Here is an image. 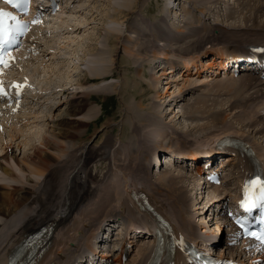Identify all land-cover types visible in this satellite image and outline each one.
<instances>
[{"label": "bare ground", "instance_id": "bare-ground-1", "mask_svg": "<svg viewBox=\"0 0 264 264\" xmlns=\"http://www.w3.org/2000/svg\"><path fill=\"white\" fill-rule=\"evenodd\" d=\"M86 1V4H88L87 7L84 5L80 6L79 10L72 12L68 15L67 18H59L60 24L62 26H66V36L62 32L59 33V36H63L64 41L67 44L71 42L74 44L77 43V40H79L78 35L82 30V27L91 25L92 22H94V20L96 19L95 17H97L98 13L100 12L99 7L104 5L103 3H107V7L112 9V13L106 15L103 18V24L106 23V26L105 28H102V31L104 33V39L102 42H98L99 48L95 49L94 52H83V54L78 59L79 62L81 61V64L83 66L82 68L85 71V74L81 81H78L74 84L71 83L69 85V87H76H73L71 97L68 99V101H61L62 104L65 106L64 112L61 113L62 111L60 110L55 117H53V115L50 117L48 128L43 131L40 139H37L38 141L36 140V135V137L32 139V130L39 125L37 119H35L36 117L34 116L36 111L34 113L31 111L27 113V116H32V121H35L37 124L35 125V127L33 126L34 128L32 130H30L32 127L17 128L12 126L10 129H8L7 137H9V139L6 138L2 139L1 141V146H5L7 148V152L0 158V182H5L3 184H0V249L3 247L0 250L3 253L2 257H0V264H7L8 257L13 253L15 247L18 246L22 239L25 238L30 232H33L34 229H37L43 225L53 226V224L65 223V221L69 220L71 213L77 208V206L87 198V195H90L88 193L90 191V188L92 187L88 185V181L90 180L93 182L97 178L92 175L85 177L86 171L83 173L82 170H87L88 168H90L91 165H96L99 161H102L104 163L105 161H107L109 155V147L111 145L112 139L110 137V134L105 132L107 129H109L110 126H112V124H114L113 121H107L103 123V125H101L100 127L96 128L95 123H97L99 119L101 107L98 104L93 103L94 101L92 100V97L97 95H107L112 91L113 93H117L116 89L118 84L113 85V87L109 86L111 87V89H109V87H107V85L103 83V81L104 79H107V73L112 71L115 67L114 61L116 60L118 49L117 46L121 39L124 37V27H126L127 30L130 32V34L125 36L127 44L122 45L123 52H125L123 57L125 56L128 61L134 59V57L138 55L136 54L135 56V51H146V48L149 47L148 44L153 47L159 42L157 40L158 35L156 33H144L142 26L138 25L139 18H134L131 21L129 20L128 23H126L128 21V15L134 12V9L137 8V4L140 0ZM218 1L222 3V0ZM242 4V10L237 12L236 18L234 17L235 15H232V12L230 11V14L228 13L227 15L229 20H240L239 23H237V26H229L230 30L232 31L224 29V27L227 26L221 25L218 21L214 20L215 22H213L214 24H216L217 27H221L220 38L225 39L230 38V36H232L234 37V41L236 40L235 42L224 40V44L236 43L239 45H247L250 43V45H253L257 42L248 41V39L251 38L253 35L255 36L256 40H264V0H243ZM179 5V3L176 4V0H166V8L164 9L170 10L169 16L171 18H178L181 15L180 13H178L179 10L181 11ZM239 5L241 6V3ZM191 8L195 10L196 7L193 6ZM244 9L247 10L246 14H243ZM198 10L200 11V9ZM248 13H251V15ZM75 16L79 20H74L73 18ZM214 19L216 18L214 17ZM181 21L185 22L184 25H182L181 23L180 26H177L178 29H176L175 26V30L182 35V33H187L185 29H189V27L185 28V24H192V21H185L184 19ZM157 22L159 23V21ZM171 24L174 25V23ZM168 25H170V23ZM67 29H72V31H68ZM158 30L161 31L163 35L162 37H164V39L168 38V33L167 31H165L164 28H159ZM257 30H261L263 32L255 33ZM200 33L201 35H196L194 32H188V36H190V38L187 41L184 40V42H189L191 43V45H194L195 51H191V53H197V49L203 48L205 44L210 43L212 40V34H206L207 32L205 33V31ZM167 41L169 42V40ZM175 44H177V42ZM215 45H219V43H215ZM57 46L58 53L57 50L55 53L52 52L51 58L48 59L52 62L56 61V56L60 52L59 49H65V45L59 44L56 45L55 48H57ZM60 46L61 48H59ZM170 48L171 47L164 49L162 48L160 54H156V52L153 51L152 61L155 62H153L154 65L152 66V69H150L149 79L145 78L146 80H148L147 89L154 90V103L149 106L152 109L149 111L147 109L149 107H145L142 102H137L136 105L128 106L129 108H127L125 112V117L128 120V123L124 124V126L122 124L124 133L125 131H128L127 135H129L130 133L129 141L125 143L124 147L126 148V152L123 151L124 148H121L122 150H120L123 151L125 154L124 156L119 157V154H121L122 152L116 151L115 149L118 156L116 155L115 157H113V164L111 163V161H107L108 163L110 162L109 164H111V167H108V163L107 165L104 164L103 168L106 169V173L114 165V167L112 168V170L114 171V175L112 174L113 178L110 181L111 183H109V185H111L108 188L105 187V190H101V192L104 191L103 193H105L106 191V193L109 192L112 193V195L114 193L115 197L110 198L109 196V198H116L117 208H120V206H122V210L127 211L128 208L127 206H125V203L123 201L119 203L123 191H119L121 185L119 186L120 175L118 173L123 171V175L125 173V175L132 173L136 174V176L140 174L141 176L143 175V177L146 176L147 181L151 178L152 182L154 181V186H152L154 188H152V192L156 191L154 193L155 195L159 194L162 196L160 202L158 203L164 208H168L170 213L173 212L172 214L176 216V218H174L175 222L179 224V227H182L185 232H189L191 234V238L194 239L195 242L205 241L210 242V244H215L216 242L222 241V239L224 238V233L231 232V227L229 228L228 221L225 217H220L216 214V222L214 223V228L207 230L203 229L204 225H206V220H204V218L202 219V217L205 212L210 211H212L214 216V212H216L215 208L217 207V205L215 206V200H218L217 202L219 205L221 203L224 204V202H226V199L231 194V191L227 189L228 193L226 195H221L217 197L218 195H216L215 192L220 189L215 188L217 190H215L214 193L210 194V191H207L206 189L205 182L202 183V181H200L199 183H195L194 178L189 173H187V171L182 173L178 170V172L176 170H173L176 172H171L167 168L164 171H161L160 173V169L157 171V169H154V167L159 162H161L162 164L160 156L161 152L164 155L163 161H168V164L171 166L176 165V162H174L173 164L169 162L172 157L174 158V160L175 158H177L183 160L187 159L197 161L199 157L203 154H224V151H221L217 147L219 140L223 137H226L224 133H222V135L225 136H218L216 137L217 140L215 142H210V144L213 143V145H215L214 148L211 146L210 148H207L204 147V145H199V147L197 148L196 146H193L194 144H192L190 140L191 138H194L199 134H205L208 131L210 133L213 130L214 126L217 127L221 125L219 126L220 128H226V122L228 120V117L225 116L226 114H224V109L217 110V106V109L214 110V108L212 111H207L199 107L197 108L194 105V102H196V98L194 100H191V98H194L193 95V97L191 96L188 99L187 104H185V106L180 105V101L183 100V97H185V95L192 94V92L196 90L195 87L197 85H203L211 79L206 78L203 80L201 78L202 82L201 80L197 79L196 81L193 78H187V76L179 74V72H174V70L178 69L182 70L183 72H191L195 70L194 73H197L203 71L208 67L210 70L209 73L215 72L213 68L216 65V61L219 59H216V56L218 54L225 55L227 53L217 52L209 57L204 56L198 61L199 67H197L195 62L190 59H182V63L181 61L178 63H170L168 69L163 71L165 65H163L162 61L169 60L168 57H170L169 55L171 52ZM51 49H53V46ZM36 51L37 50L32 51L31 53H35ZM208 52L210 51H208L207 49H203L201 53L202 55H206V53ZM63 54L66 55V52H64ZM46 56L48 55L44 52V55H42V57H40L38 60L36 58L30 59L34 58L33 56H30V58H23L25 59V65H21V67L23 69L24 66H33L35 62L38 61L39 62L37 64L42 65L43 57ZM198 57L199 56H197V58ZM61 65L62 67H64L63 63H61ZM80 65H78L77 68L80 67ZM52 68L53 66L51 68H48L47 66L43 69H45L46 71H52ZM58 69H60L59 65ZM141 71V67L135 70L137 80L144 79L141 75ZM167 71L168 73H166ZM31 72L33 71L31 70ZM244 74L245 73H240V75L237 77H240L239 79H241L240 81L242 82V85L244 87V90H242L238 96V100L241 101L239 108L242 105V108L244 110H241L242 112L238 110L239 112L235 113L234 116H236V120L241 124V129L247 128L248 130H252V133H254L255 135L262 134L263 138L261 139H264V121L259 118L260 116L257 115V112L253 113L252 111V115H248L249 110H252L254 107L256 108L260 105L263 106L264 84H262V80L258 78L256 74L253 76L251 73L247 76H244ZM169 75L171 79H166L169 77ZM174 75L176 76L172 77ZM180 76L182 78V82L181 84H178L177 81H180ZM227 76L221 77V80H226L225 78ZM68 83H70V81H68ZM124 85H126V82L123 83V86ZM177 85L180 86L176 88L175 86ZM171 87H174V89H172V91H169ZM121 90L122 92H125L124 89ZM161 90L162 92H160ZM135 93H137V91ZM41 96V98L44 97V95ZM190 100L191 102H189ZM171 102L175 103L176 106L172 107L173 105H171ZM59 105H61L60 102H53L49 110L51 111L52 109H54V107H56L55 109H57ZM208 107L210 108V106ZM172 109H174L175 111H173V114L170 115L169 113L170 111H172ZM253 110L255 111L256 109ZM167 111H169L168 114L166 113ZM245 112L247 113L245 114ZM37 114H39V110ZM183 116L189 117V124H187V120L186 123L183 125V122L181 120ZM92 124L95 126V128L90 134L87 135L85 130ZM102 127L104 129L100 130ZM25 130H27V132L24 135L25 140L23 144L26 145L28 140L30 141V144L26 147L23 156L18 157L13 154H10L8 150L11 145L15 143L16 135L18 133H23V131ZM100 131V134L102 136L94 141ZM5 134L6 131L3 135ZM152 134L154 135L152 136ZM238 134L240 137L245 138L244 140L246 143H249L251 146H253L254 144L257 146L258 142L254 140V137L246 133L245 130ZM103 135H105V138H103ZM170 135L178 138V141L180 142L179 147H170V149L167 150L164 149L162 146L161 148H159L157 145L155 146L156 143L154 145L151 144L153 142L162 140L164 142V138H167V136ZM77 141H79V144L76 143ZM175 141L178 142L177 140ZM258 145L260 146V144ZM199 148H204L206 149V151L210 152H202L205 150ZM258 150H260L259 147ZM142 153L145 154L143 155ZM144 156L145 158H142ZM228 160L233 159L228 158ZM148 163L149 165L151 164V170L150 166L147 165ZM261 164L264 165V162H261ZM225 167V164H220L221 172L225 171ZM112 170L111 172H113ZM118 170H120V172H118ZM106 173H104L103 176ZM231 173L233 174V176L229 177V179L227 180L235 182L234 185L229 187V189H235L236 184H239L240 182V176L236 171H231ZM130 176L132 177L131 174ZM130 176L127 177L129 178ZM147 181L145 182L148 183ZM126 182H128V180H126ZM150 184L153 185V183L151 182ZM150 184L148 183V188L149 186H151ZM194 190L195 192L198 191V197H194L196 195ZM206 192L209 193L211 197H207L206 201H204V205H202V200L204 199V195ZM100 195L101 193H99L98 196ZM104 197L105 196H103V199H106H102L103 201L99 199L98 201L97 199H95V201H98H96V203L94 202L95 204H93L92 200L93 205L87 202L91 205H89L88 208L83 211V213L80 209L81 206H78V212H76V215L78 214L77 219L82 222V220L85 219L89 214H94L95 211L98 212L102 207V209L104 210L105 204H108V202H110L107 196L105 198ZM232 197L233 202H236L239 199L235 196ZM112 212H110V214H112ZM110 214V217H115V222L121 221V225H124V222L120 220L121 217H119V214ZM143 214L151 220L150 223L152 226L157 224L156 220L151 216L150 213L143 212ZM199 216H201V219ZM93 217L91 216L90 218ZM91 222L92 219H90L89 224ZM115 222H110V224L112 225L109 226L107 224V227L113 228L115 226ZM73 223L76 224V226L80 224L76 223L75 220L73 221ZM148 224L149 223H145V226L147 227ZM83 225L84 227L82 229L79 228V235L76 237L73 236L75 237V241H73L76 242L77 238L78 244L81 243L84 236H86V234L90 231L88 221L84 222ZM73 226L75 228V225H72V227ZM119 226L120 225L116 227L119 228ZM226 226L227 228H225ZM78 227L79 225L76 227V230ZM120 230L121 229H119L117 233H119ZM201 232L204 233L200 234ZM121 240V235H115V237L112 239V241H116L119 243H121ZM224 243L225 241H223V244ZM99 244L100 242L98 241L97 243L95 240V235L91 234L86 238L84 242L85 250H87L88 253L96 251L95 249L99 248ZM153 245V240L149 238L148 242L144 244V247L138 248V255H136L137 258L140 255L141 257L136 264H144L145 261L149 260V262H151L154 259V256L150 255L153 249ZM242 245L245 247L244 242ZM232 246L233 247L231 248L225 245L223 246L222 250H227L225 256L227 255L231 258L234 257L235 253V255H237V257L239 258L242 255L245 256V254H243L241 251L242 246H240L239 243H236ZM212 250L214 251V249ZM217 255L221 254L218 253ZM161 257H165L166 259H168L169 254H163ZM156 259H158V256H156ZM114 261L116 262L115 264H120L118 254L116 255V257H114ZM58 262L65 263V260H59ZM67 264H72V262Z\"/></svg>", "mask_w": 264, "mask_h": 264}, {"label": "rangeland", "instance_id": "rangeland-1", "mask_svg": "<svg viewBox=\"0 0 264 264\" xmlns=\"http://www.w3.org/2000/svg\"><path fill=\"white\" fill-rule=\"evenodd\" d=\"M230 1H231V3H230ZM242 2H243V0H222V3H220L218 0H176V4L179 3L180 9H181V11L180 10L178 11V13L181 14L178 18H171L169 16L170 10L164 9V8H166V0H140L138 2L137 8L134 9V12L130 13L128 15V21L126 23H128L129 20L131 21L134 18H136V19L139 18L138 19V25L142 26L144 33H149V34L150 33L151 34L156 33L158 35L157 40L159 42L157 43V45L155 44L153 47L150 44H148L149 47L146 48L147 49L146 51H144V50L143 51L141 50L138 52L135 51V53H134L135 56H136V54H138V55L136 57H134V59L128 61V59L125 56L123 57L125 52H123L122 45L127 44V42L125 40V36L130 34V32L127 30L126 27H124V29H123L124 37L121 39V41L119 42V44L117 46L118 47L117 55H116V60L114 61L115 67L112 71L107 73L108 77H107V79H104V81H103V83H105L107 85V87H109V86L113 87V85L118 84L117 89H116L117 93H113V91H112L111 93H108L107 95H97V96L92 97V100L94 101L93 103L98 104L101 107L99 119H98L97 123H95L96 128L100 127L101 125H103V123H105L107 121H110V122L113 121L114 122V124H112V126H110L109 129H107L105 132V133L110 134V137L112 139L111 145L109 147V155H108L107 161H111V163L113 164V160H114L113 157H115L117 155L116 151L120 152L125 147V143L127 141H129L130 133H129V135H127L128 131H125V133H124V129H123L124 124L128 123V120L125 117V112H126L127 108H129L128 106L129 105H136L137 102H142V104H144L145 107H147V106L149 107L154 103L153 102L154 101V99H153L154 90L150 89L151 90L150 91L149 89H147L148 88L147 87L148 86V84H147L148 80L145 79V78L149 79L150 69H152V66L154 65L153 62H155V61H152L153 51H155L156 54H160L162 51L161 50L162 48L164 49V48L171 47L170 48L171 52L169 55L170 57H168L169 60L173 59L175 61H178L179 59L181 60L184 57L185 58H191V59L195 58V60H196V59L200 58V55L202 54L201 52L203 51V49H205V50L207 49L208 51H211V50L217 49L218 47H222L225 45L236 44V43H225L224 44L223 42H225L227 40L232 41V42H235L236 40L234 41V37H232V36H230V38H225V39L220 38V31H221L220 28L221 27L216 28V24H214L213 22H215V21L220 22L221 25L227 26V27H224V29H228V30H230L229 26H232V25L237 26L238 25L237 23H239L240 20L239 19H236L235 21L229 20L227 15H228V13L230 14V12H232L231 14L235 15L234 17L236 18L237 12L242 10L241 9V7L243 5ZM240 3H241V6L239 5ZM103 4L104 5L99 7L100 12L98 13V16L95 17L96 19L94 20V22H92L91 25H88L86 27L85 26L82 27V30L80 31V33L78 35L79 40H77V43L74 44L71 42V43L65 45V49H59L60 52L57 56L56 64L53 65L52 71H46L45 69H42L41 71H43V72L38 71L39 72L38 73L35 68L40 67L41 66L40 64H34L33 66L24 68V69L33 68V69H31L34 73L32 75V77L38 82L39 86L44 87L48 93V95L47 96L44 95L43 98H41L42 97L41 96L40 100L38 102V104L41 103L39 105L40 111H39V114H37L38 111L36 110V113L34 116L36 117L35 119H37V122L39 125L35 129H33L35 126L30 129V130L33 129L32 130V132H33L32 139H34L36 136H37L36 140L40 139L43 131L48 128V124L50 122V117L52 115H53V117H55L60 110L62 111L61 113L64 112L65 106L62 104L61 101H65V100L68 101V99L71 97L73 87L74 88L76 87V86L69 87V85L71 83L74 84V83H77L78 81H81L84 74H85V71L82 68L83 66L81 64V61L79 62L78 59L80 58V56L85 51H86V53L87 52L88 53L94 52L95 49L99 48L98 42L103 41L104 33L102 31V28L103 27L105 28V26H106V23L103 24V22H104L103 18L106 15L112 13V9L107 7V3H103ZM191 5L196 7L195 10L191 8V7H193ZM186 7H187V9H186ZM176 9H178V8H176ZM198 9H200V11ZM246 13H247V10L244 9L243 14H246ZM248 14L251 15V13H248ZM213 15H215V16H213ZM214 17L217 20L214 19ZM197 18L201 19V22H202L201 25H199L198 23L195 22ZM183 19L185 21L186 20L192 21L193 25L186 23L185 28L189 27V29H185V31H187V33H182V35H181L180 33H178V31L175 30V26H176V29H178L177 26H180L181 23H182V25H184L185 22L181 21ZM227 19H228V21H227ZM157 21H159V23ZM169 23H170L172 29H171L170 25H168ZM171 23H174V25H172ZM158 25H159V27H158ZM188 25H190V26H188ZM126 26H127V24H126ZM153 27H155V28H153ZM210 27L211 28L214 27L215 29L212 30V29H210ZM159 28H164L165 31H167L169 39L168 38L164 39V37H162L163 35H162L161 31L158 30ZM203 30L205 31V33L207 32L206 34H209V35L212 34L211 42L208 43L209 45L204 43L205 45L203 46V48L196 50L197 53H195V52L191 53V51H195L194 45H191V43H189V42H184V40L187 41L190 38V36H188V32H194L196 35H201L200 32H204ZM230 31H232V30H230ZM258 32H263V31L257 30L255 33H258ZM213 38H215V39H213ZM73 39H75V38H73ZM166 39L169 40V42ZM258 40H260V39H258ZM74 41H76V40H74ZM248 41L249 42L255 41L257 43L260 42V41L259 42L256 41V38L254 35L251 38H249ZM261 41H262V39H261ZM176 42H177V44H175ZM215 43H219V45H215ZM236 45L239 46V44H236ZM241 46H245V45L241 44ZM59 48H61V46ZM72 51H74V52H72ZM64 52H66V55L63 54ZM108 54H110V53H108ZM183 55H185V56H183ZM197 56H199V57L197 58ZM164 62H167V61H162V63H164ZM61 63L64 64V67H62ZM58 65H59L60 69H58ZM78 65H80V67H78V68H82V69H78L77 68ZM125 65H127V66H125ZM139 67L142 68L141 75L143 76V78L145 80L144 79L137 80V77L135 75V70ZM168 67H169L168 65L165 66L163 68V71L168 69ZM36 72L38 74H36ZM166 73H168V71ZM247 75L248 74H246V73L244 74V76H247ZM175 76L176 75H174L172 77H175ZM188 77L193 78L195 80L196 79L201 80V78H202L201 76L197 77V78L192 77V76H188ZM221 77L222 76L215 77V78L211 77L210 78L211 80L206 82L205 84L197 85L195 87L196 90H194L192 92V94L185 95V97H183V100L180 101V105L185 106V104H187L188 99L193 95L194 98H191V100H194L196 98V102H194L195 107H197V108L199 107V108H202V109L207 110V111H212L214 108H215L214 110H216L217 109L216 106H217L218 107L217 110L224 109L223 110V111H225L224 114H226L225 116L228 117V120L226 122V125H227L226 128H224V129L220 128L219 126H221V125H219L217 127L214 126L213 130L210 133L208 131V132H206L207 134L203 133V134H199L198 136H196L194 138H191L190 139L191 143L194 144L193 146H196L197 148L199 147V145H202V146L204 145V147H207V148H210V146L213 147V143L210 144V142H212V141L215 142L217 140L216 137L221 136L222 133H224L225 135L234 134V136H236L237 138L239 137L241 139H245L243 137H240L238 133H241L242 131L245 130L246 133L251 135V133L253 132L252 130H248L247 128L241 129V127H240L241 124L236 120V118H235L236 116H234L235 113L239 112L238 110H240V111L244 110L242 108V105L239 108L241 101L238 100V96H239L240 92L242 90H244L242 82L240 81L241 79H239L240 77L235 78V77L229 76L230 78L226 77L225 78L226 80H221ZM166 79H171L170 75ZM202 79L204 80L206 78L203 77ZM100 80H102V79H100ZM181 80H182V78L180 76V81H177L178 84H181V82H182ZM68 81H70V83H68ZM125 82H126V85L123 86V83H125ZM201 82H202V80H201ZM179 86L180 85H177L175 87L177 88ZM109 89H111V87H109ZM121 89H124L125 92H122ZM172 89H174V87H171L169 91H172ZM118 91H119V93H118ZM136 91H137V93H135ZM160 92H162V90ZM191 100L189 102H191ZM212 100H214V101H212ZM53 102H55V103L60 102L61 105H59L57 109H55L56 107H54V109H52L50 111L48 105H50V104L52 105ZM217 102H219V103H217ZM235 102H237V103H235ZM197 104H198V106H197ZM207 104H208V106H210V108L207 106ZM171 105H173L172 107L176 106V104L173 102H171ZM149 108H147V109L150 111L152 108L151 107H149ZM147 109H145V110H147ZM253 109H255V107ZM253 109L249 110L248 115H252V111H253V113H255V111ZM173 111H175V110L172 109V111H170V113H169V111H167L166 113L167 114L169 113L170 115H172ZM246 113L247 112H245V114ZM259 118H261V117H259ZM188 119H189V117H187V116H183L181 118L183 125L186 123V121ZM261 120L264 121L263 118H261ZM187 122H188L187 124H189L190 120H188ZM202 122H204V121H202ZM93 124L86 128L85 132L87 133V135L90 134L94 130L95 126ZM122 124H123V126H122ZM102 129H104V128L102 127L100 130H102ZM30 130H28V131H30ZM26 132H27V130L23 131V133H18L19 136H18V134L16 135L15 143H13V145H11V147L8 150V152L10 154H13V155L18 156V157L23 156V153L25 152L26 147L30 144L29 140H28L26 145L23 144V142L25 140L24 135ZM228 132H230V133H228ZM100 133H101V131L98 133V136L94 139V141L97 138H100L102 136ZM153 135L154 134H152V136ZM171 135H173V134H171ZM171 135L167 136V138H164V142L162 140V141L153 142L151 144L154 145L156 143L155 146L157 145L159 148H161V146H162L164 149H167V150H169L170 147H179L180 142L178 141V138L171 136ZM225 135H222L221 137H223ZM7 136H8V130L6 131L5 135H2V134L0 135V158H1V156H3L7 152V148L5 146H1L2 139H6V138L9 139V137H7ZM251 136L254 137V140L257 141L258 144H260V146L257 144V146L259 147L260 150H258V147L255 144H254L255 146L253 145L254 147L252 146L255 149V152L260 153L261 156L264 157V139H261V138H263L262 137L263 135L262 134H260V135L256 134L255 135L254 133H252ZM171 137H173V138H171ZM221 137H219V138H221ZM103 138H105V135H103ZM122 140H124V141H122ZM175 140H177L178 142H176ZM76 143L79 144V141H77ZM121 146H123V147H121ZM152 146H149V147H152ZM110 148H111V150H110ZM115 149H116V151H115ZM125 150H126V148L123 149L124 152H126ZM123 151H121L122 153L119 154V157L124 156L125 153ZM145 156L142 158H145ZM160 156H161L162 164H161V162L157 163V171L160 169V173H161V171H164L167 168L171 172L177 171V169H175L174 166H170L166 161H163L162 152H161ZM107 161H105V163L102 161H99L96 165H91L90 168H88L89 170L88 169L82 170L83 173L86 171V173H89L92 176L97 178L93 182L89 180L88 181L89 186L93 187L96 183L99 184V183H102L104 181V178L102 176L104 173H106V169H104L103 166H104V164L107 165V163H108ZM109 163H108V165H109L108 167H111V164H109ZM147 165H149V163ZM113 167H114V165L112 166V168ZM173 170H176V171H173ZM109 171H108L107 176H106L107 179L110 178V177H108ZM118 172H120V170H118ZM113 173H114V171L112 172V174ZM118 174L120 175L119 186L121 185V188L119 189V191L126 190L128 188V186H130V185L133 188L139 187V186L142 187V189H140V188H138V189H140L141 191H146L148 193V195L151 194L152 195V199H151L152 202L154 201L155 204L157 206H159L160 208L157 207L156 205L155 206L159 210L161 209L160 211L168 219H170L172 222H175L174 218H176V216L172 214L173 212L170 213L168 208H164L162 205H160L158 203V202H160L162 196L159 194L155 195L154 193L156 191L152 192L153 191L152 188H154V187H152V186H154V181L152 182L151 178L147 181L146 176L143 177V175L141 176L140 174L138 176H136V174L130 173L132 175V177H131L130 174H128V173H127L128 175H125L126 173L123 175V171H121ZM127 176H130V177L128 178ZM143 178H145V179H143ZM126 180H128V182H126ZM145 181H147L149 184L151 182V183H153V185L150 184L151 186H149V188H148V183H146ZM3 183H5V182H0V184H3ZM106 188H108V187H106ZM91 189L92 188H90V191L88 193L90 195H87V198L78 205V206H81L80 209L82 210V213L84 210H86L88 208L89 205L92 204V200H93V204H94V202L96 203V201L98 199L101 201L105 200L106 196L108 198H109V196H110V198L115 197L114 193L112 195V193H109V192L106 193V191H105V193H103L104 191L101 192V190H105V188L99 189V192L95 189L94 191L97 192L95 194H93ZM91 192H92V194H91ZM123 192L126 193L125 191H123ZM194 192H195V190H194ZM219 192H220V190H217L215 192V194L219 195L218 194ZM99 193H101L100 196H102V197L98 196ZM195 194L196 195L194 197H198V194H199L198 191H196ZM103 196H105L104 197L105 199H103ZM207 197L210 198L211 195H209V193L206 192L204 195V199L202 200V205H204V201H206ZM110 198H109L110 202H108V204L107 203L105 204L104 210L102 209L103 208L102 207V208H100V210L98 212L95 211V213L97 212L96 217H95V213L89 214L90 217L91 216L92 217L94 216V217L90 218L88 215L85 219L82 220V222L80 224H78L79 227L76 230V227L78 225L76 226V224H74L72 221H74L73 215L74 214L76 215V212H78L79 207L77 206V208L71 213V216L69 218L70 223L68 222V226L67 225H65L64 227L63 226H57V228L54 231V234L52 236L53 237L52 244H51L50 248L47 250L48 252L44 255V258L38 264H53L52 259L56 258V256L59 253L63 254L66 252L65 249H67L68 247L72 248L75 246V243H77V238H76V242H74L75 237L79 235L80 229H82L84 227V225H83L84 222L88 221V225H91V224H89V222H90V219H92V224H93L92 228H95L96 225L99 224L102 219H104L107 215L109 216L110 212L117 209L116 198H113V199H110ZM95 199H97V200L95 201ZM87 202H89L91 204H89ZM216 205H217V203L215 204V206ZM199 217L201 219V216H199ZM208 217L211 219H209ZM203 218H204V220H206V225H204L203 229L207 230V229L214 228V223L216 222V217H215V215L213 216L212 211L205 212L203 214L202 219ZM198 219H197V221H198ZM72 225H75V228H74V226L72 227ZM180 228H181V230H183L182 227H180ZM185 233H189V232L186 231ZM202 233H204V232H201L200 234H202ZM189 235L191 236L190 233H189ZM73 236H75V237H73ZM207 238H208V236H207ZM223 239H222V243L224 241ZM77 245H78V243H77ZM224 245H221V248H223ZM142 247H144V245H142L140 248H142ZM242 247H244V246L242 245ZM221 250H220L219 254L225 256L227 250H225V249L222 251ZM136 254H137V252H134L132 254V256L128 259L127 264H136V262L139 259V257L137 258L138 254L137 255ZM235 254H234V257L235 256L237 257V255H235Z\"/></svg>", "mask_w": 264, "mask_h": 264}, {"label": "snow or ice", "instance_id": "snow-or-ice-1", "mask_svg": "<svg viewBox=\"0 0 264 264\" xmlns=\"http://www.w3.org/2000/svg\"><path fill=\"white\" fill-rule=\"evenodd\" d=\"M5 4H9L16 9H20L22 11L26 10L30 0H3ZM7 20L15 21L16 17L12 16L10 13L5 12L4 10L0 9V64H4L5 67L8 66L6 57L10 55L9 49L11 45L14 43L12 39L13 33L17 31H22L26 26L17 25L14 29L11 25H6ZM262 51V50H256ZM15 87L19 88V85ZM19 95V92H17ZM9 93L4 90L2 86V82H0V98H7ZM249 184L254 187L258 188L260 191V199L264 200V183L261 182L259 178L253 179L249 182ZM246 207V205H245ZM244 222H241V226H243ZM249 235L255 236L256 239L260 240L261 243H264V234H257V233H249Z\"/></svg>", "mask_w": 264, "mask_h": 264}]
</instances>
